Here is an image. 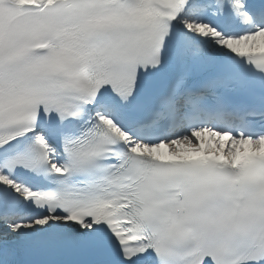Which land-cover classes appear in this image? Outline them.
Listing matches in <instances>:
<instances>
[{
	"label": "snow or ice",
	"instance_id": "snow-or-ice-1",
	"mask_svg": "<svg viewBox=\"0 0 264 264\" xmlns=\"http://www.w3.org/2000/svg\"><path fill=\"white\" fill-rule=\"evenodd\" d=\"M0 264H264V0H0Z\"/></svg>",
	"mask_w": 264,
	"mask_h": 264
}]
</instances>
